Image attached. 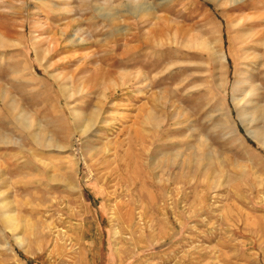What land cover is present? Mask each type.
<instances>
[{
	"label": "rangeland",
	"instance_id": "obj_1",
	"mask_svg": "<svg viewBox=\"0 0 264 264\" xmlns=\"http://www.w3.org/2000/svg\"><path fill=\"white\" fill-rule=\"evenodd\" d=\"M0 264H264V0H0Z\"/></svg>",
	"mask_w": 264,
	"mask_h": 264
},
{
	"label": "bare ground",
	"instance_id": "obj_2",
	"mask_svg": "<svg viewBox=\"0 0 264 264\" xmlns=\"http://www.w3.org/2000/svg\"><path fill=\"white\" fill-rule=\"evenodd\" d=\"M224 58H225V57H224ZM6 217H7V216H6ZM8 224H9L11 230L16 231V228H17L18 226H17L16 221H15L14 219L11 218V221H9ZM17 239H19V240L21 241L22 238H21V237H17ZM20 241H19V242H20ZM21 243H22V242H21Z\"/></svg>",
	"mask_w": 264,
	"mask_h": 264
}]
</instances>
